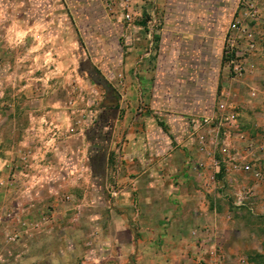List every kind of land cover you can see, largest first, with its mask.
<instances>
[{"label":"crops","instance_id":"0c3cea01","mask_svg":"<svg viewBox=\"0 0 264 264\" xmlns=\"http://www.w3.org/2000/svg\"><path fill=\"white\" fill-rule=\"evenodd\" d=\"M62 1L84 41L85 50L80 51L84 71L108 87L98 116L99 120L109 119L110 126L101 160L93 158L90 164L93 175L108 181L117 129L128 125L129 114L143 112L144 116L150 111L159 120L175 117L180 121L173 127L182 129L181 135L171 130L167 134L160 125L150 123L145 133L152 136L151 166L136 169L134 177L127 170L120 177L124 186L119 189L109 183V188L117 189L116 200L106 213L109 217L86 220L101 239L97 242V237L95 243L101 244L97 255L106 259L103 264H240L243 257L256 264L252 257L264 255L258 251L263 247L257 248L249 240L259 230L264 232V220H256L252 214L264 219L260 213L264 199L256 204L257 193L245 205L235 206V185L243 176L228 180L222 170L200 167L197 161L202 156L196 152L195 138L185 136L186 128L193 132L187 120L211 115L224 100V37L239 0H130L129 22L123 19L126 10L116 8L111 14L99 0ZM151 24L154 38L150 46ZM125 34L128 42L122 40ZM123 43L134 46L125 48ZM118 73L129 79L128 85L121 87L125 93L111 82ZM124 113L125 119L119 120ZM252 113L247 125L254 130L257 113ZM92 136L89 143L99 146ZM161 143L171 150L165 156L160 152ZM131 144L120 143L124 159L131 160ZM137 156L143 165L148 162L141 152ZM165 161L169 168L160 166ZM259 189L264 194V185ZM132 190L138 194L135 204L129 198ZM257 209L260 211L255 213ZM80 231L76 228L74 234Z\"/></svg>","mask_w":264,"mask_h":264},{"label":"rangeland","instance_id":"374dc122","mask_svg":"<svg viewBox=\"0 0 264 264\" xmlns=\"http://www.w3.org/2000/svg\"><path fill=\"white\" fill-rule=\"evenodd\" d=\"M261 1L254 0L257 6ZM260 9L259 16L243 20L258 42L255 54L248 56L254 63L253 68L247 66L252 78L245 75L234 79L227 71L221 84L224 100L236 106L244 129L254 135L264 132L263 6ZM68 13L62 0H0V264H103L106 259L98 255L86 256L92 246L100 245L94 242L97 231L86 220L109 217L106 213L116 200L110 196L109 183L119 189L124 186L120 177L127 170L134 177L136 169L151 166L152 136L145 133L150 123L160 125L167 134L170 130L182 134V129L173 127L180 121L175 117L159 120L150 111L145 112L147 109L145 119L143 112L129 114L128 125L117 129L108 181L93 175L88 161L94 146L89 143L90 128L106 103L104 82L98 83L84 71L80 52L85 50L84 41ZM121 37L128 42L126 34ZM123 44L125 48L134 46ZM111 82L125 93L121 87L127 86L129 79L118 73ZM250 88L257 90L255 97L249 95ZM252 111L257 113L254 130L247 125V118L254 117ZM124 119L125 113L119 117ZM127 141L132 143L128 147L131 160L121 157L120 143ZM161 145L164 156L171 152L168 145ZM140 152L143 159H148L144 165L137 156ZM160 166L169 168L167 161ZM262 185L264 182L256 185V204L264 199L259 189ZM137 195L136 190L129 193L132 204ZM77 220H81L79 226L75 225ZM76 228L82 231L74 234ZM12 229L19 232L17 243L4 240ZM256 233L249 241L263 247L258 251L264 253V232ZM252 258L256 264H264V255Z\"/></svg>","mask_w":264,"mask_h":264},{"label":"built area","instance_id":"2783aa9c","mask_svg":"<svg viewBox=\"0 0 264 264\" xmlns=\"http://www.w3.org/2000/svg\"><path fill=\"white\" fill-rule=\"evenodd\" d=\"M101 2L111 14L115 13L116 8L126 10L123 19L127 22L131 21L128 11L130 0H101ZM262 6L264 8V0L261 1L260 6H257L254 0H239L237 10L228 23L223 53L227 71L232 74L234 79L245 78V75L250 73L247 70L254 67L252 58L248 59V56L255 54L258 42L254 32L248 29L243 20L259 16ZM240 37L243 40H238ZM148 38L151 46L154 38L152 24L148 28ZM240 47L245 50L239 51ZM261 77H264V69ZM249 95L255 97L257 90L250 88ZM186 124L192 125L193 128L194 133L188 128L185 132L186 135L192 134L195 138L196 152L202 156L197 161L200 167L206 170L216 169L217 172L222 170L226 176H229L228 180L230 176L234 177L237 174L243 176L240 182L235 185L234 205L238 207L245 205L247 199L254 197L257 183L264 182V132L259 135L248 133L239 120L236 106L225 100L219 101L211 115L203 116L200 119H189ZM108 191L111 197H116V186L109 188ZM252 208L249 209L252 210ZM262 215H264V211ZM19 222L24 225V222ZM33 225L37 226L38 222H34ZM24 233H27V230H24ZM18 238L19 232L15 229L4 235V240L9 243H17ZM94 242L92 240L89 244L92 246ZM101 249V244L98 245V248L92 246L86 256L99 255ZM239 262L240 264H249L245 257L240 258ZM78 264L88 263L81 261Z\"/></svg>","mask_w":264,"mask_h":264},{"label":"flooded vegetation","instance_id":"af4514ba","mask_svg":"<svg viewBox=\"0 0 264 264\" xmlns=\"http://www.w3.org/2000/svg\"><path fill=\"white\" fill-rule=\"evenodd\" d=\"M107 97H110V95L107 94ZM97 117H98V121H96V124L94 123V125L92 126V134L94 136V139L92 140V142L99 143V146L96 144L95 145L93 144L94 146H91L90 151H89L90 156L88 157L90 164L92 161H94L93 158H96V162L101 160L102 158L101 149L103 148L102 143L106 139V130H107L106 128L110 126L109 119L107 118L105 119L101 117V120H99V116Z\"/></svg>","mask_w":264,"mask_h":264},{"label":"trees","instance_id":"16d2710c","mask_svg":"<svg viewBox=\"0 0 264 264\" xmlns=\"http://www.w3.org/2000/svg\"><path fill=\"white\" fill-rule=\"evenodd\" d=\"M102 87H103V89H105V90H107V89H108V87H107V85H106V84H104ZM91 170H93V169H92V167H91Z\"/></svg>","mask_w":264,"mask_h":264}]
</instances>
